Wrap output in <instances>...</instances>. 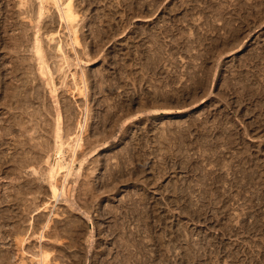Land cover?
<instances>
[{
	"label": "rangeland",
	"instance_id": "rangeland-1",
	"mask_svg": "<svg viewBox=\"0 0 264 264\" xmlns=\"http://www.w3.org/2000/svg\"><path fill=\"white\" fill-rule=\"evenodd\" d=\"M16 2L0 0L2 90L8 86L0 94V220L7 219L0 264H21L37 251L30 223L48 215L34 214L49 197L47 167L42 158L33 164L37 175L18 170L13 155L18 142L27 149L50 141L54 123L48 88L32 68V27ZM72 3L83 62L75 66L66 45L70 67L58 72L59 58L49 67L59 110L66 102L73 121L83 107L70 92L79 67L87 86L85 145L66 180L75 208L62 201L54 208L55 225H69L78 241L63 229L43 244L50 264H264V0ZM50 29L69 41L57 22ZM14 60L24 61L16 74ZM22 84L32 101L25 132L12 127L15 110L1 98ZM20 184L32 188L16 203ZM15 226L30 237L23 256Z\"/></svg>",
	"mask_w": 264,
	"mask_h": 264
},
{
	"label": "bare ground",
	"instance_id": "bare-ground-1",
	"mask_svg": "<svg viewBox=\"0 0 264 264\" xmlns=\"http://www.w3.org/2000/svg\"><path fill=\"white\" fill-rule=\"evenodd\" d=\"M72 1L73 0H65V1H63V0H31V1L30 0H17V2H16V7L18 9L17 12H18V16L20 17V20L25 21L27 23V25L30 24L32 27L31 28L32 32L30 34V37H31L30 42L31 43L29 44V46H30L29 49H30L31 54L34 57V64H33L34 66L33 67L30 66V67H32L33 69L36 68V72L39 75V77L41 79H43L41 81H43L42 82V83H44L43 85L48 88L49 96L52 99L51 102L54 104V106H52L53 107V113L52 114H53V118H54V123L53 124L51 123L52 124L51 130L49 132V135L51 136V140L49 141L48 139H46V140L38 141L37 143H35L36 145L35 144L30 145L29 148H27V149H25V145H28V144H25L22 141L18 142L20 152L14 151L15 155H13L17 159L15 161V163H16L18 170H19V168H22V167L23 168L29 167L30 169H32L31 173L37 175L39 172L36 169L37 167H34L33 164H35V163L37 164L42 158H43L42 159L43 162L45 163V166L47 167V168L45 167L46 168V171H45L46 172V178L48 181V187H47L46 191H47L49 197L47 198L46 202L43 203L42 207H40L41 209L38 207H37V209L35 208L36 212L34 214L38 215V212L46 211L48 215L47 216L45 215V218L41 222L38 219V221L36 222V223L40 222L38 224H36L35 221L30 223V224H32L33 231L35 229L37 230V234L35 233L36 231H34V233L36 234L35 238L37 239V242L39 243L37 251L35 253H33L34 256L31 255V257L28 259H25L22 257L23 255L26 254L25 250L22 249V247L25 246V243L28 241V239L30 237H29V235L28 236L26 235V232H24V233L21 232L22 230L20 231V228H17V226L14 227V230L17 232L16 235L22 236L23 234H25L23 237H21V236L16 237L15 236L16 246L18 248V251H20V255H22L21 261L19 260L21 264H26V263L27 264H50L49 252H47L46 249H44L46 247L44 245L45 244L47 245V242H49V243L53 242L52 237H58L59 235H61L60 231H62L63 229H65L64 230L65 233H71L72 232L71 229H68V228H70L69 225L67 226V228L59 227L60 229H58V226L55 225L54 218L58 215L56 214L54 208L57 204L60 203V201L67 203L70 206V208L73 207V205H74L73 204L74 202H72V200L70 199V196L69 195L67 196V186L69 184L66 185V183H68V182H66V180L68 177L72 176L71 174H73V172H72L73 163L76 160L78 153H80L83 150L84 145H85L84 134L86 132V126H87L86 125V123H87V121H86L87 116L86 115H87V111H88L87 93H86V87L87 86H86V83L84 81V78H85L84 73H83L84 71L82 70V68L79 67L80 72L77 71V72H73L71 74V79L73 82L72 85L74 87L72 88V90H70V92H72V93L74 92L75 94H77L78 96H80L83 99V102H81V106H83V107L81 108L79 104L77 105V108H78L80 115L76 119H74L75 121H73V119H71L70 113H69L70 108L68 107V104L66 102H63L64 103L63 104L64 110H62L61 112L59 110L58 101H60V100L58 99V97L56 95L57 88L54 85L53 77H52V71L49 67V61L52 60L53 58H59L60 63L58 65V72L59 71L61 72L62 70L66 69L67 67L68 68L70 67L71 63H69V61H68L69 60L68 55H67L68 53L66 54V49H65L66 45H68L70 47V49H69L70 51L74 52L73 54L75 55V57H74L73 61L74 62L76 61L74 63L75 66H79L80 62H83L80 60V57H79V55H77V52H76V47H78L80 45V42H79V38L77 36L79 31H76L75 26H74L77 19L80 16L78 17V15H77L78 13L76 14V11L74 10V7H73L74 5H73ZM51 9H53V11ZM1 11L2 10L0 9V12ZM19 11H21V12H19ZM10 16H11V14H10ZM8 17H9V15H8ZM56 22L60 25V29H62V30L64 29L65 31H67V33L66 32L65 33L67 35L69 34L68 35L69 41L66 42L63 40V37H62L63 35H61L59 33L61 30L59 32H52V30L50 29V25L55 24ZM21 28L24 29L23 26ZM43 28H45V30H44L45 33L42 31ZM40 32H43L42 35H43V37L45 36V38H43V39L41 38L42 35ZM70 34H71V36H70ZM54 42H55V44L52 46V43H54ZM20 44H21V42L19 43V45L15 44L14 47L16 49L11 47L12 49L10 51H12L13 54H17L18 53L17 49L20 47ZM3 49L6 51V49H7L6 45L3 47ZM5 53L12 57V53H10L8 51ZM4 56L0 58V94L2 93V91L3 92H5V90L7 91V87H8L7 86L4 88L5 90L4 89L2 90V87H4V85H5L4 80L6 78V74L4 75L3 71L6 70V68H7L6 67L7 59L4 58ZM15 61L16 60H14V62L12 63V65L14 64L12 66L13 67L12 69H14L13 70L14 73L21 70L20 69L21 65H23V62H24L23 61L20 64V62L17 61L18 63H15ZM10 63H11V61H10ZM81 64H83V63H81ZM10 87H12V86H10ZM15 87H17V86H15ZM15 87L11 88L13 91L7 92V94L4 93L5 95L2 94L3 96L1 95V98L3 99L2 103L3 104L8 103L9 105H6V106H8L10 110H13V111L19 110L18 112L14 111L12 113H9L8 118L10 120V124L12 125V127L18 126L20 128H23V130L25 132L27 128L25 129V127H23V125H22L23 124V118L25 117V116L23 117V115L31 116L30 113L28 114L26 112V110L28 107L31 106L32 101H30L29 95L25 92L23 84L20 86L21 89H19V87L14 89ZM68 89H71V88H68ZM38 94H39L38 92H35L36 96H38ZM75 94H72V96ZM44 111H46V113H48V109H45ZM62 112L65 113V120H64V116H63ZM37 113H39V112H37ZM4 134H7V133H4ZM0 137H2V135ZM2 145H3V143L1 142L0 146H2ZM66 153L67 154L69 153V156H70L68 161H66L64 159V156ZM52 156H54V163L53 162L51 163ZM2 158H3V156H1V159ZM1 159H0V163H1L0 167L3 166L2 165L3 162ZM16 172H18V171H16ZM58 177H60L61 179L60 178L58 179ZM23 186H21V184L18 186L17 195L13 198V201L15 200L16 203L20 199H22V201H23L24 199L22 198V196L24 195V193L28 192L30 187L32 188V186H29V184H27L25 189ZM34 189L36 191H39L40 193L42 192V186L41 185L35 186ZM50 199L52 201L49 202ZM1 206H2V204H1ZM73 208H75V207H73ZM0 209H1V207H0ZM4 212L5 211H3L1 213L3 214ZM4 219L5 218H3V220ZM3 220H0V221H2V223H3ZM5 220H7V219H5ZM2 223H0V225ZM5 224H7V223H5ZM2 225H4V224H2ZM35 225H37V226H35ZM76 226H77L76 229L79 228L78 225H76ZM51 231L54 232V235L52 233L50 234ZM13 233H15V232H13ZM70 235H71L70 236L71 244L73 245L74 242L77 243L78 236H73L72 233ZM0 240H1V238H0ZM55 242H59V241L56 240ZM90 243H92V241ZM1 257H2V255H1ZM4 261H5V259H4ZM0 263H1V259H0Z\"/></svg>",
	"mask_w": 264,
	"mask_h": 264
}]
</instances>
